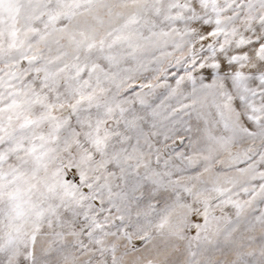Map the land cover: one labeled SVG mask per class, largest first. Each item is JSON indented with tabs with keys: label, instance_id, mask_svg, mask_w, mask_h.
<instances>
[{
	"label": "snow or ice",
	"instance_id": "obj_1",
	"mask_svg": "<svg viewBox=\"0 0 264 264\" xmlns=\"http://www.w3.org/2000/svg\"><path fill=\"white\" fill-rule=\"evenodd\" d=\"M0 264H264V0H0Z\"/></svg>",
	"mask_w": 264,
	"mask_h": 264
}]
</instances>
